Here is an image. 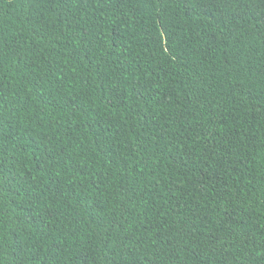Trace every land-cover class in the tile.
<instances>
[{
  "label": "trees",
  "instance_id": "obj_1",
  "mask_svg": "<svg viewBox=\"0 0 264 264\" xmlns=\"http://www.w3.org/2000/svg\"><path fill=\"white\" fill-rule=\"evenodd\" d=\"M0 264H264V0H0Z\"/></svg>",
  "mask_w": 264,
  "mask_h": 264
}]
</instances>
